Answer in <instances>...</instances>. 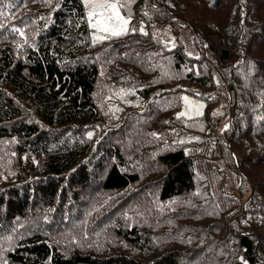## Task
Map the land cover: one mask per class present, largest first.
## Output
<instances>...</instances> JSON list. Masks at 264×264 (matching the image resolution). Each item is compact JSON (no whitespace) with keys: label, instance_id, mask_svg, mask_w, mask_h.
I'll use <instances>...</instances> for the list:
<instances>
[{"label":"trees","instance_id":"16d2710c","mask_svg":"<svg viewBox=\"0 0 264 264\" xmlns=\"http://www.w3.org/2000/svg\"><path fill=\"white\" fill-rule=\"evenodd\" d=\"M117 3L0 0V264H264V0Z\"/></svg>","mask_w":264,"mask_h":264},{"label":"snow or ice","instance_id":"6c2138e0","mask_svg":"<svg viewBox=\"0 0 264 264\" xmlns=\"http://www.w3.org/2000/svg\"><path fill=\"white\" fill-rule=\"evenodd\" d=\"M89 4L91 7V11L87 13L90 19V26L98 31L107 33L106 36H100L97 39H109L111 37H120L122 35L127 34L129 29L126 27L129 24V20L125 19L120 13L121 5L117 3H109V2H100V0H89ZM99 10V11H97ZM4 25L0 24V28H3ZM14 32L18 33L20 36H24L25 33L18 28L12 29ZM141 32L144 30L141 28ZM187 100V97L184 98ZM203 107V105H200ZM186 115L185 112H180L177 115V118L184 117ZM196 116L202 115L199 110L195 111ZM228 128V125H225V130ZM91 133H89V138H91ZM153 135H157L153 133Z\"/></svg>","mask_w":264,"mask_h":264},{"label":"rangeland","instance_id":"374dc122","mask_svg":"<svg viewBox=\"0 0 264 264\" xmlns=\"http://www.w3.org/2000/svg\"><path fill=\"white\" fill-rule=\"evenodd\" d=\"M84 8H85V13H86V18L90 24V19L87 15V13L89 11H91V7L89 4V0H82ZM100 2H105V0H100ZM106 2L109 3H117V0H106ZM118 4V3H117ZM99 11V10H97ZM121 15L125 18L129 20V24L126 26L129 30H133V31H141V28H143L144 30V23L140 20H138L136 23H132V18L125 16L121 10H120ZM90 32L92 33V35H94L95 37H100V36H106L108 35L107 33L98 31L93 29L90 26ZM187 97V100H185L184 98ZM200 105H203V107H200ZM205 108V100L203 98H200L194 94L188 93V92H182L181 93V104L178 107V109L176 110L175 114L178 115V113L180 112H185L186 115L188 117L191 116H196L195 115V111L199 110L201 113L203 112ZM215 122H216V126H217V131L222 133L224 135L225 132V125L230 124L231 122V118H232V111L226 113L225 112V108L223 103H218L215 107Z\"/></svg>","mask_w":264,"mask_h":264}]
</instances>
